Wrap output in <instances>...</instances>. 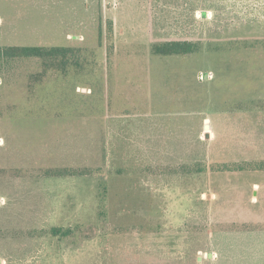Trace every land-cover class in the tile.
<instances>
[{
    "label": "rangeland",
    "instance_id": "1",
    "mask_svg": "<svg viewBox=\"0 0 264 264\" xmlns=\"http://www.w3.org/2000/svg\"><path fill=\"white\" fill-rule=\"evenodd\" d=\"M63 1L0 0V47L67 50L0 58V264H248L264 0ZM182 11L196 50L155 53Z\"/></svg>",
    "mask_w": 264,
    "mask_h": 264
},
{
    "label": "crops",
    "instance_id": "2",
    "mask_svg": "<svg viewBox=\"0 0 264 264\" xmlns=\"http://www.w3.org/2000/svg\"><path fill=\"white\" fill-rule=\"evenodd\" d=\"M83 1H87V0H74L73 2L81 3ZM63 3L66 6L71 5V2L65 0L63 1ZM181 3H183V1ZM188 14L189 13H186V16ZM169 15L170 18H172L171 15H173V13H170ZM174 17L177 18L176 15ZM178 18L179 20L178 21L175 20L174 22H172V20L171 21L167 20L165 22L162 21L153 22L152 25L155 31H152L151 33V37L148 40L149 44L158 45L160 43L164 44L169 42L193 43L194 39L198 35L197 34L198 32L193 30L192 26H197L198 15H195V20L189 23L190 24L189 28H183V22L181 20L183 18V11L180 12V16ZM199 18H200V14H199ZM263 187H264L263 181L261 182V184H259L258 182L251 183L250 191L251 192L254 191V195H251L252 199L248 201V204L252 208H255V206H257L258 203L260 202V199L256 195H258V192H260ZM262 201L264 202V198L262 199ZM227 205L228 202H226V207ZM263 210L264 208H262V211ZM230 222L226 221V224ZM253 222L263 223L264 218L263 216L255 217V219H253ZM227 236L232 237V239L234 240L229 242L227 240ZM228 243H231L232 245H228ZM234 255H236V257L238 258L248 259V264H264V229H260L258 231L254 230L251 232H240V233H229L226 230V262L228 261L229 258H232Z\"/></svg>",
    "mask_w": 264,
    "mask_h": 264
},
{
    "label": "trees",
    "instance_id": "3",
    "mask_svg": "<svg viewBox=\"0 0 264 264\" xmlns=\"http://www.w3.org/2000/svg\"><path fill=\"white\" fill-rule=\"evenodd\" d=\"M196 50V46L190 42H169L164 43L162 47H158L155 53L163 55L172 54H188ZM67 52L66 49L52 48L43 49L40 47H0V58L6 60H12L17 58H31V57H48V56H63ZM61 64H65L66 61H59ZM75 171L59 169L54 176H67L73 175Z\"/></svg>",
    "mask_w": 264,
    "mask_h": 264
},
{
    "label": "water",
    "instance_id": "4",
    "mask_svg": "<svg viewBox=\"0 0 264 264\" xmlns=\"http://www.w3.org/2000/svg\"><path fill=\"white\" fill-rule=\"evenodd\" d=\"M205 129H207V126L205 125Z\"/></svg>",
    "mask_w": 264,
    "mask_h": 264
}]
</instances>
